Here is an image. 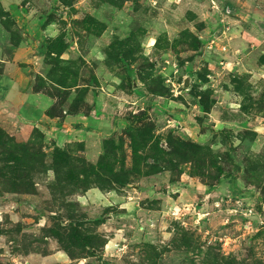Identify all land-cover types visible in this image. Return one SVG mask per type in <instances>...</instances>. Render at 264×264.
I'll return each mask as SVG.
<instances>
[{
  "label": "rangeland",
  "instance_id": "374dc122",
  "mask_svg": "<svg viewBox=\"0 0 264 264\" xmlns=\"http://www.w3.org/2000/svg\"><path fill=\"white\" fill-rule=\"evenodd\" d=\"M225 2L0 0V264H264V0Z\"/></svg>",
  "mask_w": 264,
  "mask_h": 264
},
{
  "label": "crops",
  "instance_id": "0c3cea01",
  "mask_svg": "<svg viewBox=\"0 0 264 264\" xmlns=\"http://www.w3.org/2000/svg\"><path fill=\"white\" fill-rule=\"evenodd\" d=\"M5 62L8 61L5 60ZM18 71L19 69L14 67L13 65H10L5 70L0 71V99H3V103L9 105L10 107L14 108L16 106H19L20 110L29 112L33 115L34 118H38L36 116L38 111L34 109V98L28 97L24 93L19 91L21 84H23L24 82L22 81V78L20 77ZM87 194H89V192ZM92 196L98 197L97 194L90 192L89 197ZM100 196H103V198L107 200L106 196L101 194ZM83 197L86 198L85 196Z\"/></svg>",
  "mask_w": 264,
  "mask_h": 264
},
{
  "label": "built area",
  "instance_id": "2783aa9c",
  "mask_svg": "<svg viewBox=\"0 0 264 264\" xmlns=\"http://www.w3.org/2000/svg\"><path fill=\"white\" fill-rule=\"evenodd\" d=\"M226 0H207V4L209 5V8L213 11L220 12L224 8ZM172 214V212H169Z\"/></svg>",
  "mask_w": 264,
  "mask_h": 264
},
{
  "label": "water",
  "instance_id": "95a60500",
  "mask_svg": "<svg viewBox=\"0 0 264 264\" xmlns=\"http://www.w3.org/2000/svg\"><path fill=\"white\" fill-rule=\"evenodd\" d=\"M187 82H188V79L187 78L184 79L183 85L186 86L187 85ZM249 219H251V220H253L255 222H258L259 221V219H258V217L256 215L249 216Z\"/></svg>",
  "mask_w": 264,
  "mask_h": 264
},
{
  "label": "bare ground",
  "instance_id": "6f19581e",
  "mask_svg": "<svg viewBox=\"0 0 264 264\" xmlns=\"http://www.w3.org/2000/svg\"><path fill=\"white\" fill-rule=\"evenodd\" d=\"M99 195V194H98Z\"/></svg>",
  "mask_w": 264,
  "mask_h": 264
}]
</instances>
